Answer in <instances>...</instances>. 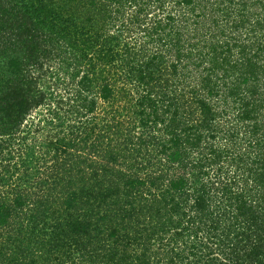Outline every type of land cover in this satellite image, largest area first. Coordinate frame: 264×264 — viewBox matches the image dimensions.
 I'll return each instance as SVG.
<instances>
[{
  "label": "trees",
  "instance_id": "obj_1",
  "mask_svg": "<svg viewBox=\"0 0 264 264\" xmlns=\"http://www.w3.org/2000/svg\"><path fill=\"white\" fill-rule=\"evenodd\" d=\"M0 264H264V0H0Z\"/></svg>",
  "mask_w": 264,
  "mask_h": 264
},
{
  "label": "rangeland",
  "instance_id": "obj_2",
  "mask_svg": "<svg viewBox=\"0 0 264 264\" xmlns=\"http://www.w3.org/2000/svg\"><path fill=\"white\" fill-rule=\"evenodd\" d=\"M60 89V88H59ZM61 91V90H60ZM62 92V91H61Z\"/></svg>",
  "mask_w": 264,
  "mask_h": 264
}]
</instances>
